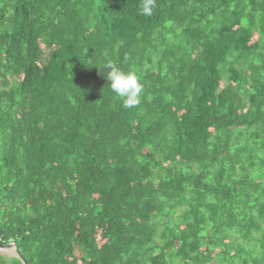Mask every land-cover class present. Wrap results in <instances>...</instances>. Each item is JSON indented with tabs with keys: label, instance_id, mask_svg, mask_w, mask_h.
<instances>
[{
	"label": "trees",
	"instance_id": "obj_1",
	"mask_svg": "<svg viewBox=\"0 0 264 264\" xmlns=\"http://www.w3.org/2000/svg\"><path fill=\"white\" fill-rule=\"evenodd\" d=\"M156 2L0 0V246L25 264H264V0Z\"/></svg>",
	"mask_w": 264,
	"mask_h": 264
},
{
	"label": "clouds",
	"instance_id": "obj_2",
	"mask_svg": "<svg viewBox=\"0 0 264 264\" xmlns=\"http://www.w3.org/2000/svg\"><path fill=\"white\" fill-rule=\"evenodd\" d=\"M156 7V0H142L140 14L150 17ZM102 67L107 70L106 77L109 87L122 101V107L131 109L139 106L144 92V84L137 72L134 70L124 71L111 61H108Z\"/></svg>",
	"mask_w": 264,
	"mask_h": 264
},
{
	"label": "water",
	"instance_id": "obj_3",
	"mask_svg": "<svg viewBox=\"0 0 264 264\" xmlns=\"http://www.w3.org/2000/svg\"><path fill=\"white\" fill-rule=\"evenodd\" d=\"M5 250H13L15 257L21 262V264H25L24 259L21 256H19V253L15 245L8 244L6 246H0V252L5 251Z\"/></svg>",
	"mask_w": 264,
	"mask_h": 264
},
{
	"label": "rangeland",
	"instance_id": "obj_4",
	"mask_svg": "<svg viewBox=\"0 0 264 264\" xmlns=\"http://www.w3.org/2000/svg\"><path fill=\"white\" fill-rule=\"evenodd\" d=\"M0 255L2 257L6 258V259L15 257L13 250H5V251H2V252H0Z\"/></svg>",
	"mask_w": 264,
	"mask_h": 264
}]
</instances>
